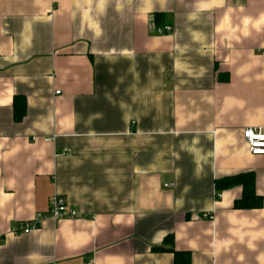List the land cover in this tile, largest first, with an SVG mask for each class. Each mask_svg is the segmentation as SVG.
Segmentation results:
<instances>
[{"label":"crops","instance_id":"0c3cea01","mask_svg":"<svg viewBox=\"0 0 264 264\" xmlns=\"http://www.w3.org/2000/svg\"><path fill=\"white\" fill-rule=\"evenodd\" d=\"M248 128H264V0H0V264H175L161 247L264 264V201L216 188L253 173L264 199ZM55 196L84 218L11 233Z\"/></svg>","mask_w":264,"mask_h":264},{"label":"built area","instance_id":"2783aa9c","mask_svg":"<svg viewBox=\"0 0 264 264\" xmlns=\"http://www.w3.org/2000/svg\"><path fill=\"white\" fill-rule=\"evenodd\" d=\"M154 30L155 33L160 36L173 34V27L171 25L155 27ZM243 136L251 155L264 156V128H248L244 131ZM219 197L221 198L222 195H219ZM83 218L84 215L70 207L63 197L55 196L50 201L48 215H38L35 219L29 222L19 223L11 230V233L15 236L30 235L32 232L38 230L46 220H53L58 222L62 220H74Z\"/></svg>","mask_w":264,"mask_h":264},{"label":"trees","instance_id":"16d2710c","mask_svg":"<svg viewBox=\"0 0 264 264\" xmlns=\"http://www.w3.org/2000/svg\"><path fill=\"white\" fill-rule=\"evenodd\" d=\"M155 23L158 27L164 26L161 21V16H155ZM15 120L20 122L24 119L27 113V104L24 98H17L15 100ZM242 187L243 196L240 200L236 201L234 204L235 209L238 210H253L260 209L263 206L264 199L258 196L255 192V175L253 173L241 174L235 177H228L216 182V188L219 191L229 190L234 187ZM171 243V239H167L165 244ZM155 250H168L174 252L175 264H190V254L175 252L172 248L165 249L161 247Z\"/></svg>","mask_w":264,"mask_h":264}]
</instances>
